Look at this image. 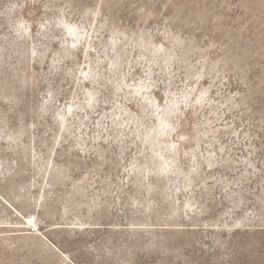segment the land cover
<instances>
[{"label": "rangeland", "instance_id": "1", "mask_svg": "<svg viewBox=\"0 0 264 264\" xmlns=\"http://www.w3.org/2000/svg\"><path fill=\"white\" fill-rule=\"evenodd\" d=\"M0 264H264V0H0Z\"/></svg>", "mask_w": 264, "mask_h": 264}]
</instances>
